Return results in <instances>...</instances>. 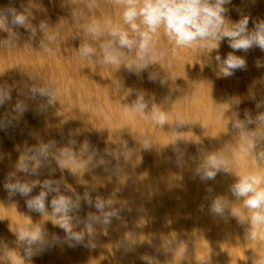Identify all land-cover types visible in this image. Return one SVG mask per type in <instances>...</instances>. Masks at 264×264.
I'll use <instances>...</instances> for the list:
<instances>
[{"label":"bare ground","instance_id":"obj_1","mask_svg":"<svg viewBox=\"0 0 264 264\" xmlns=\"http://www.w3.org/2000/svg\"><path fill=\"white\" fill-rule=\"evenodd\" d=\"M225 8L226 26L264 21V0ZM8 9L27 24L0 29V264H264V226L249 237L253 210L232 190L264 176V49L234 50L226 37L175 48L160 29L146 67L136 47L105 63L112 28L127 29L116 0H0ZM229 54L245 68L225 76ZM211 156L222 167L202 179ZM41 192L42 212L28 205Z\"/></svg>","mask_w":264,"mask_h":264},{"label":"clouds","instance_id":"obj_2","mask_svg":"<svg viewBox=\"0 0 264 264\" xmlns=\"http://www.w3.org/2000/svg\"><path fill=\"white\" fill-rule=\"evenodd\" d=\"M116 2L124 8L122 18L127 29L112 28L110 35L113 38V43L105 47V63L119 62L117 48L132 49L136 47L140 53L138 59L143 62L142 67H146L149 62H153L155 59L152 51L153 37L160 29L164 30V34L173 42L175 48H192L193 46L211 48L226 37L230 42V47L234 50L247 51L253 45L264 49V21L258 22L252 32H249L247 28L249 23L247 16L231 26H226L225 5L231 3V0H116ZM26 24V15L15 9L0 10V29H6L9 25L16 27ZM88 31L98 35L100 27L98 24H93L88 28ZM79 51L82 56L93 54V49L88 45L81 46ZM243 68H245V61L229 54L223 62L221 70L225 76H230L232 70ZM6 96L7 94L0 90V103ZM140 107L143 110V105ZM153 119L162 124L165 117L163 114L154 113ZM259 119L264 121V116ZM261 159H264V154L261 155ZM222 164L223 162L217 157H209L207 166L202 173V179H213ZM262 184H264V176L249 174L242 176L232 189L237 197H245V207L253 210L254 214L250 221L253 231L249 233L251 239L257 237L258 233L255 229L264 226V188L261 187ZM45 186H48L47 182ZM8 188L25 196L31 191V186L26 184L9 185ZM45 195L44 192H41L38 197L28 201L29 207L42 212ZM52 203L57 213H66L70 201L60 197L53 200ZM212 211L217 215L223 214L224 207L220 200L213 203ZM232 214L238 215L235 210ZM59 223L71 234L67 219L61 220ZM19 239L22 242L33 244L39 241V236L34 233L21 232ZM70 239L79 242L82 237L70 235Z\"/></svg>","mask_w":264,"mask_h":264},{"label":"rangeland","instance_id":"obj_3","mask_svg":"<svg viewBox=\"0 0 264 264\" xmlns=\"http://www.w3.org/2000/svg\"><path fill=\"white\" fill-rule=\"evenodd\" d=\"M34 69H35L36 71H38L39 68H38L37 66H34ZM138 77H139L138 74L134 75V80H137ZM148 261H149V259L147 258V262H148Z\"/></svg>","mask_w":264,"mask_h":264}]
</instances>
